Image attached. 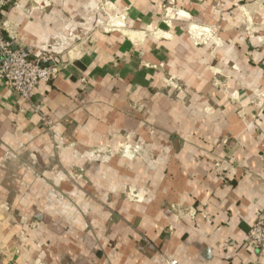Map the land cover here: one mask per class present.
I'll return each mask as SVG.
<instances>
[{
    "label": "clouds",
    "instance_id": "clouds-1",
    "mask_svg": "<svg viewBox=\"0 0 264 264\" xmlns=\"http://www.w3.org/2000/svg\"><path fill=\"white\" fill-rule=\"evenodd\" d=\"M0 264H264V0H0Z\"/></svg>",
    "mask_w": 264,
    "mask_h": 264
}]
</instances>
